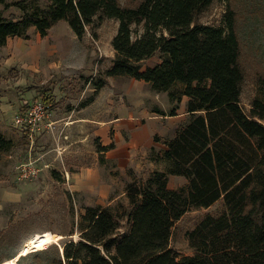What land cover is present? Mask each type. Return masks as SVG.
<instances>
[{
  "label": "trees",
  "instance_id": "1",
  "mask_svg": "<svg viewBox=\"0 0 264 264\" xmlns=\"http://www.w3.org/2000/svg\"><path fill=\"white\" fill-rule=\"evenodd\" d=\"M216 1L0 0V6L22 12L6 17L0 11V47L10 38L30 39L32 28L46 37L62 21L82 39L89 27L117 20L116 57L105 75L132 77L168 93L176 104L171 115L188 98L191 114L167 148L153 155L167 168L128 184L126 224L111 207L87 206L78 241L63 243L64 252L58 246L33 251L19 264H264V100L255 99L251 113L242 105L236 12L228 8L224 27L198 22ZM156 56L160 62L144 68ZM104 86L98 83L96 92ZM10 143L0 136V152ZM170 176L188 184L171 188ZM220 201L218 214L205 215L188 232L196 254L180 261L171 247L176 223L188 211ZM24 226L0 231V251L8 250L0 264L16 258L30 240Z\"/></svg>",
  "mask_w": 264,
  "mask_h": 264
},
{
  "label": "rangeland",
  "instance_id": "2",
  "mask_svg": "<svg viewBox=\"0 0 264 264\" xmlns=\"http://www.w3.org/2000/svg\"><path fill=\"white\" fill-rule=\"evenodd\" d=\"M229 7L238 18L242 47V105L251 113L253 101L264 100V0H217L198 22L224 27ZM0 11L6 17L22 15L13 5L0 6ZM118 28L117 20L105 19L80 39L62 21L46 37L32 28L29 42L14 38L7 49L0 47V136L11 142L0 152V231L24 223L26 239L59 234V241L49 247L62 251L63 243L80 239L87 206L111 207L126 224L128 184L144 182L167 168L153 155L164 151L165 143L190 122L188 98L171 115L176 104L168 93L155 92L132 77H107L105 71L116 57L113 39ZM159 62L156 56L144 68ZM101 81L106 86L96 92ZM39 102L47 107V115L30 133L15 123V117ZM31 168L36 175L24 177ZM187 184L184 177H169L171 188ZM222 209V201L194 208L176 223L171 247L180 261L196 254L188 232L205 215ZM71 231L75 234L67 235ZM22 256L19 251L16 264Z\"/></svg>",
  "mask_w": 264,
  "mask_h": 264
},
{
  "label": "built area",
  "instance_id": "3",
  "mask_svg": "<svg viewBox=\"0 0 264 264\" xmlns=\"http://www.w3.org/2000/svg\"><path fill=\"white\" fill-rule=\"evenodd\" d=\"M47 115V107L44 105V103H34L31 105L29 110L25 113H19L15 117V123L23 128L25 131H29L32 133L35 131L36 127H39L41 123L43 122L44 118ZM25 172L28 170L25 169ZM37 171L32 170V168L29 170V173H25L24 177H30L31 175H36Z\"/></svg>",
  "mask_w": 264,
  "mask_h": 264
},
{
  "label": "bare ground",
  "instance_id": "4",
  "mask_svg": "<svg viewBox=\"0 0 264 264\" xmlns=\"http://www.w3.org/2000/svg\"><path fill=\"white\" fill-rule=\"evenodd\" d=\"M59 234H53L50 232L37 234L27 242L26 246L21 250V255H26L30 251L46 249L52 243H56L60 239ZM16 259L5 261L1 264H16Z\"/></svg>",
  "mask_w": 264,
  "mask_h": 264
},
{
  "label": "crops",
  "instance_id": "5",
  "mask_svg": "<svg viewBox=\"0 0 264 264\" xmlns=\"http://www.w3.org/2000/svg\"><path fill=\"white\" fill-rule=\"evenodd\" d=\"M29 32H30V31H29ZM29 34H30V33H29ZM41 36H42V35H41ZM15 38L17 39V38H19V37H15ZM11 39H14V38H10V39L8 40L7 44H6L5 46H1V47H4V48L7 49V46L9 45V42H10ZM21 39H22V38H21ZM23 39H24V38H23ZM30 39H31V37H30ZM30 39H24V40H27V41L29 42ZM38 54L40 55V53H38ZM30 55H34V57H35V53H34V51H32ZM8 56H11V54L8 55ZM37 57H39V56H37ZM41 69H43V66H40V70H41ZM36 70H38V69H36ZM2 134H4V133H2Z\"/></svg>",
  "mask_w": 264,
  "mask_h": 264
},
{
  "label": "water",
  "instance_id": "6",
  "mask_svg": "<svg viewBox=\"0 0 264 264\" xmlns=\"http://www.w3.org/2000/svg\"><path fill=\"white\" fill-rule=\"evenodd\" d=\"M62 251L64 252V249Z\"/></svg>",
  "mask_w": 264,
  "mask_h": 264
}]
</instances>
